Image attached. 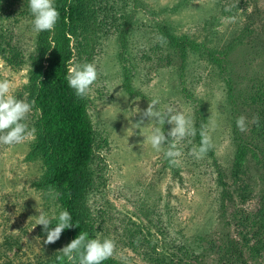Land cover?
Listing matches in <instances>:
<instances>
[{"label":"rangeland","instance_id":"1","mask_svg":"<svg viewBox=\"0 0 264 264\" xmlns=\"http://www.w3.org/2000/svg\"><path fill=\"white\" fill-rule=\"evenodd\" d=\"M217 2L131 0L126 25L117 22L119 30L123 27L127 33L120 40L118 34L114 40V30L109 31L106 47L94 58L98 78L86 97L89 117L99 134V150L91 166L94 177L87 195L89 222L97 238L115 241L112 258L123 264H148L149 257L164 247L179 257L181 249L188 248L187 257L194 264H214L215 260L221 264L229 259L240 264V258L245 264L253 253L244 257L237 254L233 244L236 250L243 246L239 235H247L249 246L264 238L243 219L252 220L263 212L264 157L259 153L256 159L246 157V175L241 178L248 187L238 194L231 175L237 152L233 140L237 119L227 107L223 85V80L230 78L235 94L241 96L238 91L248 83L244 72L264 73V0H228L224 9L217 8ZM226 7L231 11L226 12ZM12 10L2 23V32L8 36L9 31L11 46L28 55L36 37L33 19L24 18L28 27H11L10 22L20 13L17 8ZM226 16H234L235 22L222 24ZM164 27L169 28L170 35L186 36L194 43L186 48L185 57L165 38ZM255 37L261 42L254 43ZM3 48L2 54L8 55ZM208 51L214 56L217 52L224 55L222 75L208 58ZM26 74L27 66L22 61L6 63L0 57V80L12 83L13 96L22 93ZM153 99L159 100L162 111L171 106L184 112L194 128L198 123L196 130L212 116L214 147L210 153L201 160L194 159L190 150L200 142L196 135L188 137L178 145L183 153L182 165L170 167L163 151L144 145L143 136L151 128L143 127L151 121L142 113ZM200 106L206 114L201 125L195 120ZM142 119V128L137 129L133 124ZM151 127H160L170 139L167 133L172 125ZM247 128L251 134L255 123L247 122ZM31 140L0 148V264L43 263L65 247L64 243L44 244L45 238L37 231L36 209L43 211L44 202L33 183L42 173V162L28 160ZM255 140L263 150V136ZM224 189L230 199L222 201ZM229 217L240 219L242 226L228 227ZM8 244L13 246L7 250Z\"/></svg>","mask_w":264,"mask_h":264},{"label":"trees","instance_id":"2","mask_svg":"<svg viewBox=\"0 0 264 264\" xmlns=\"http://www.w3.org/2000/svg\"><path fill=\"white\" fill-rule=\"evenodd\" d=\"M130 1L55 0L59 19L54 30L36 32L32 52L28 55H22L15 47L11 46L13 37L10 36V32L8 31V36L2 32L3 30L5 32L2 23L12 14L13 10L11 11V8H17L20 11L19 18L12 20L10 26L28 27L24 18L32 17L33 19L28 7V0H0V57L6 63H12L13 59H18L27 66V82L22 87V93L14 97L27 102L32 100L36 102L26 121L30 129H35L34 136L31 137L32 140L28 143L30 146L28 160L37 158L42 162V173L38 181L33 183V187L41 191L40 195L44 202L43 212L47 213L50 218L53 216L58 217L59 213L65 210L70 213L72 218L73 227L62 232L60 239L56 242L58 246L62 243L67 246L82 231L86 232L89 238H97L96 231L89 222L90 212L87 195L91 192L93 183L94 175L91 166L95 159V153L99 150L97 145L99 134L94 129L88 114V97L78 98L68 86L66 80L68 62L71 60L80 64L93 63L94 58L103 52L106 47V43L110 39L109 31L114 30V40L120 33L121 36L118 38L119 40L122 39L127 30L123 27H120L119 30L117 22L119 26L126 25ZM226 3H228V0H221L220 2L218 0L217 8L220 6V9H224L223 4ZM162 30H164L162 32L165 38L170 39V42L184 54L183 57H185L186 48L190 45L194 46V43L188 37L170 35V32H167L169 30L167 27ZM249 30L248 26L245 27L246 33L250 32ZM261 30L264 32L262 27ZM262 35L264 39V34L262 33ZM255 39L254 43L261 42L258 37H255ZM239 40L238 38L237 41ZM3 44L6 49L3 48ZM2 48L8 55L2 54ZM255 52L259 54V50L255 49ZM207 56L217 68L218 73L222 75L225 72L222 59L224 55L217 52V56H214L213 52L208 51ZM233 69L231 68L230 72ZM243 78L248 83L239 91L237 90L241 96L235 94V88L231 85L230 78L223 80L225 96L229 103L227 107L230 108L231 115L237 119L243 116L244 113L247 122L252 121L255 123L254 131L251 134L247 131H239V129H236V124L233 127L235 128L233 140L237 152L235 153L234 170L231 171V175L234 178V186L238 194L243 193L248 187L241 178V176L246 175L244 166L246 157L251 155L256 159L258 153L264 157V149L262 150L255 140L259 136H263L264 141V73L254 72L252 75L244 72ZM125 79H127V76ZM221 105L223 106V104ZM196 114L197 118L195 117V120H199L201 125L206 120L203 106L197 109ZM195 124L196 129L198 123ZM199 131L196 130V139L200 142ZM2 147H5V145H0V148ZM241 184L244 187H241ZM224 186L223 183V188ZM241 196L244 200L245 197ZM222 199H230L225 189L221 192ZM261 210L263 212L256 215L252 220H249L248 217L243 219L245 224L252 225L264 235V207ZM56 223L57 220H53L50 227L54 228ZM242 224L240 219L237 220L235 217H229L226 221L228 227H239ZM37 231L39 235L46 239L43 226L39 225ZM239 236L243 246L236 250L235 244H233L237 254L244 257V254L251 256L253 253L248 262H251L250 264H263L264 238L263 240H255L249 246L250 239L247 235ZM12 246V244H8L7 250ZM165 248L149 257L148 264H194L187 257L190 252L188 248L181 249L183 252L182 257H179L176 253L168 252ZM220 250V247H218V251ZM194 251L195 248L192 252ZM57 255L56 253L51 260L37 264H62L57 259ZM201 256L200 254L197 255V257ZM241 261L240 258V264H244ZM248 262L245 264H248ZM63 264H67V262L64 261ZM103 264L123 263L111 257L105 260ZM214 264L220 263L215 260ZM221 264L237 263L229 259Z\"/></svg>","mask_w":264,"mask_h":264},{"label":"clouds","instance_id":"3","mask_svg":"<svg viewBox=\"0 0 264 264\" xmlns=\"http://www.w3.org/2000/svg\"><path fill=\"white\" fill-rule=\"evenodd\" d=\"M28 7L33 16L34 32L54 30L59 19L55 0H28ZM225 11L230 12L231 7H226ZM235 19L234 16H226L222 18L221 23H232L235 22ZM159 40L163 42L162 37ZM68 64L66 75L68 86L78 98L83 99L88 95L91 86L98 78L97 67L94 63L80 64L71 60ZM12 87L9 80H0V145L9 147L26 142L35 133V129H30L26 121L36 102L35 100L27 102L26 100L17 99L11 94ZM158 104L159 100L157 99L149 101L146 110L142 113L143 117L151 121L148 126L143 127L151 128L150 133L143 136V144L150 145L156 152L163 151L170 167H180L183 153L178 145L188 137H194L196 129L193 126L192 119L187 117L184 112L177 111L171 106L162 111ZM143 123L142 119L139 123L133 125L140 129ZM165 123L172 125L171 130L167 133V137H170V139L166 138L164 130L160 127H151L153 124L165 125ZM236 126L239 131L246 132L248 130L247 118L245 116L238 117ZM214 128L215 121L212 116L208 123L201 125L199 131L200 144L198 147H192L189 153L194 159H203L214 147L210 134ZM165 145L167 146L165 147ZM36 211L39 213L35 217L36 226H43L46 235L44 244L46 245L57 242L65 229L73 227L71 215L67 210L60 212L58 217L53 216L51 218L39 207ZM32 218L30 217L29 220ZM53 220H57V223L54 228H51L50 225L53 224ZM115 250L114 240L110 238H104L103 240L89 238L88 234L82 231L76 239L57 252V259L62 264L64 261L67 264H103L105 260L114 256Z\"/></svg>","mask_w":264,"mask_h":264}]
</instances>
